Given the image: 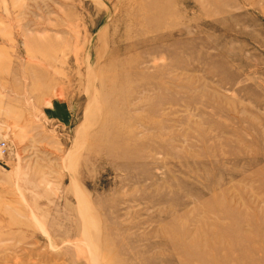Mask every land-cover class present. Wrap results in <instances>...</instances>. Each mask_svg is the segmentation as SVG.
Here are the masks:
<instances>
[{"label": "rangeland", "instance_id": "obj_1", "mask_svg": "<svg viewBox=\"0 0 264 264\" xmlns=\"http://www.w3.org/2000/svg\"><path fill=\"white\" fill-rule=\"evenodd\" d=\"M0 264H264V0H0Z\"/></svg>", "mask_w": 264, "mask_h": 264}, {"label": "built area", "instance_id": "obj_2", "mask_svg": "<svg viewBox=\"0 0 264 264\" xmlns=\"http://www.w3.org/2000/svg\"><path fill=\"white\" fill-rule=\"evenodd\" d=\"M5 150V143L3 141H0V153H2Z\"/></svg>", "mask_w": 264, "mask_h": 264}]
</instances>
